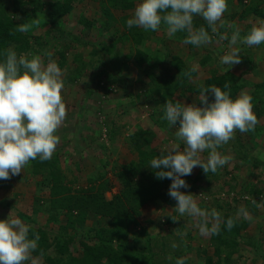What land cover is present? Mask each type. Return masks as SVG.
<instances>
[{
  "label": "rangeland",
  "instance_id": "374dc122",
  "mask_svg": "<svg viewBox=\"0 0 264 264\" xmlns=\"http://www.w3.org/2000/svg\"><path fill=\"white\" fill-rule=\"evenodd\" d=\"M42 1L44 11L50 13L48 3L54 0ZM250 1L228 0V8L222 16L226 26L211 34L209 44L197 47L183 42L187 33L183 36L178 32L169 37L164 25L157 31H144L137 27L142 32V41L139 42L136 34L131 35L132 28L124 25V21L132 17L138 0H133L135 7L128 14L113 12V21L107 20L102 3L75 0L73 10L59 19L56 25L62 31L79 36L87 46L63 38L43 13L35 11L34 0H23L24 4L19 10L13 7V0H4L7 13L14 20L30 26L27 32L22 33L28 38L30 48L18 51L13 44L10 49L17 54L41 55L45 63L48 61L45 53H51V58L58 66L62 60L61 53L65 54V66L59 67L65 81L62 98L66 104V118L57 129L60 142L50 161L60 167L67 182L73 183L74 191L86 189L91 183L98 186L99 182H91V178L103 172L108 179L104 193L107 199H112L121 187L116 177L118 167L138 158L133 139L140 132L150 134L151 139L144 147L146 151L159 154L161 150L167 151L174 147L183 149V142L175 136L178 125L171 126L163 118L166 102L152 93L156 85L149 76L142 74L145 68L148 70L153 64L158 65L148 71L154 73L162 84L178 76L175 65L179 64L178 59L189 71L187 83L196 88L203 87L205 81L213 75L240 78L239 84L245 88L238 95H251L253 105L260 106L264 111V99L256 92L257 85L264 81V44L251 47L238 45L242 49L241 53L250 50L258 64L252 73L248 72L247 59H241L231 69L219 63V58L229 50L228 39L220 38L226 33L230 39L233 29L227 25L238 28L243 36L254 24L264 21L254 15L239 18L242 10L240 3ZM119 31L121 38L118 39ZM101 54L107 62L105 67L99 60ZM194 65L197 66L195 72L192 71ZM77 71L80 72L75 75ZM111 73L118 77L124 76L128 81L118 80ZM200 98L201 95L196 92L178 90L173 100L182 105L195 102L203 106L199 103ZM259 125L261 131L254 139L245 132L238 136L251 155L264 161V114ZM236 131L234 137L223 145L224 149H219L232 156L230 163L208 175L201 167H195L191 175L183 177L190 187L181 189L192 193L201 209L218 211L222 220L231 210L235 213L240 208L247 210V218L240 217L247 226L237 238L238 245L231 258L226 259V249H222L220 256L215 253L216 243L212 235L199 234L195 225L202 222V217H180L172 210L176 201L168 202L171 199L169 195L167 200L153 201L143 207L138 225L132 229V242L136 240L134 243L138 247H146L150 238H160L167 245L165 250L170 254L175 250L179 253L177 258H184L185 264H206L209 257H212V264H264V167L245 165L237 158L236 150H244L235 140ZM207 155L206 150L201 154L202 159L206 160ZM47 173L44 167H37L29 161L19 175L0 180V219H6L11 213L30 227H41L49 233L54 245V239L60 237V229L57 225L48 224ZM170 184H167L165 192L169 190ZM104 221L103 227L108 228L110 220ZM100 226L101 222L91 218L84 229ZM80 230L75 229L73 233L78 232L76 235L66 230L73 235L69 250L74 256L82 255L80 241L93 242L89 235L87 239L79 236ZM54 249L52 246L48 255L60 258ZM67 258L68 255L62 257L63 260ZM46 260V257L32 252L31 259L25 264H48Z\"/></svg>",
  "mask_w": 264,
  "mask_h": 264
},
{
  "label": "clouds",
  "instance_id": "9594fccd",
  "mask_svg": "<svg viewBox=\"0 0 264 264\" xmlns=\"http://www.w3.org/2000/svg\"><path fill=\"white\" fill-rule=\"evenodd\" d=\"M227 8L228 0H138L126 24L130 29L139 27L144 31H157L164 25L169 37L186 32L183 42L200 47L211 42L209 29L217 33L218 28L226 26L222 16ZM195 17L206 21L208 28L194 29ZM227 26L233 29L230 39L226 33L220 38L228 39L229 50L219 58V63L231 69L241 62L242 49L238 45L264 44V21L254 24L243 36L235 26ZM29 27L22 23L17 31L25 33ZM45 55L47 63L41 55L17 54L8 49L0 60V180L19 175L31 160H50L60 142L56 133L66 118L62 98L65 81L51 53ZM192 71H197V66L194 65ZM230 84L231 81H227L222 87L206 89L200 98L204 106L167 101L163 118L171 126L178 125L175 136L184 147L161 150L149 162L157 179L171 180L168 195L176 201L172 210L180 217L203 218L195 225L201 236L218 234L221 223H226L230 230L233 220L223 221L215 209H201L192 193L181 191L190 187L183 177L191 175L197 166L207 175L218 172L232 160L231 155L219 149L234 137L236 130L248 132L258 123L253 97L242 93L233 98ZM206 93L214 96L212 102ZM206 150L208 155L204 160L201 154ZM236 215L247 218L248 212L240 208ZM38 240V235L30 237V226L11 213L6 219H0V264H25L37 249ZM176 264H185V259L177 258Z\"/></svg>",
  "mask_w": 264,
  "mask_h": 264
},
{
  "label": "trees",
  "instance_id": "16d2710c",
  "mask_svg": "<svg viewBox=\"0 0 264 264\" xmlns=\"http://www.w3.org/2000/svg\"><path fill=\"white\" fill-rule=\"evenodd\" d=\"M13 1L15 10H19L20 6L24 4L23 0ZM74 1L75 0H67L65 2L61 0L50 1L48 3L50 13H46L43 9L44 2L42 0H34V9L37 12L43 13L49 24L54 27L55 30H59L63 38L76 44L87 46L88 44L79 36L68 31H62L61 28L56 25L59 19L73 10ZM94 1L102 3L104 15L107 17L108 21L114 20L115 15L113 12L127 13L135 7L133 0ZM240 5L242 6V10L239 18L244 19L254 15L264 20V0H252L248 3L241 2ZM18 25H20V23L15 21L7 13L4 0H0V60L4 59L7 50L10 49L13 44L17 46L18 51H24L30 48L28 38L17 31ZM124 25H127L126 21H124ZM193 26L196 28H208L207 22L200 17L194 18ZM219 32L222 33V31ZM181 33L183 36H186V32ZM118 34L119 39L121 38L120 31ZM134 34L138 36L139 42L142 41V32L138 30L137 27L131 29V35L133 36ZM209 34H212L210 29ZM113 54H115V52ZM240 56L241 59H247L249 64L248 72L252 73L256 71L258 64L253 58L250 50H244V52L240 53ZM61 58L62 60L59 66L63 68L66 61L64 53H61ZM99 60L105 67L107 62L103 54L100 55ZM141 61L142 59L140 62ZM178 62L179 64H175L178 76L171 78L163 84L158 82L154 73H149L150 69L155 68L158 64L151 65L148 69L149 71L147 68L142 71V74L149 76L151 82L153 81L156 85L152 93L160 96L165 102L171 101L176 103L173 99L178 90H182V92H196L198 95H201L209 87H222L227 81H231L230 94L233 98L237 97L239 92L245 88L244 85L239 84L240 78L230 77L229 75H213L205 81L203 87L196 88L187 83V79L190 76L189 71L183 63H180L179 59ZM79 72L80 71H77L75 75H78ZM111 75H113V77H118L113 73H111ZM118 80L128 81L124 76L118 77ZM256 92L264 99V81L257 85ZM206 95H208L209 102L214 100V96H212L211 93H206ZM253 111L257 116L258 123L254 129L245 132L249 134L252 139L259 136L261 131L259 122L264 114V111H262V108L258 105H253ZM240 133L239 130L236 131L235 140L244 152L236 150L237 158L245 165L253 164L256 167H264L263 160L250 154L249 149L243 144L241 137L238 136ZM150 139V134L143 132L134 136L133 143L138 158L137 160H133L128 164H122L118 167L116 177L121 187L119 192L115 194L112 199H107L104 193L108 179L103 172L91 178V182H99L98 186L91 183L92 185L86 189L74 191L72 188L73 183L67 182L64 179L60 167L55 165L54 162L50 160L41 162L39 158L31 160L33 165L35 164V166L41 168L44 167L48 172L49 198L46 203L48 224L59 226L60 237H63L61 239L57 236L54 239L55 244L52 245L49 233H47L45 229L41 227H30V237L33 235L39 236L38 247L34 253L46 257L48 264H174L179 253L175 252V250L172 251L171 254L174 256L172 255L171 257L173 258H171L170 252L166 251L164 248L167 246L164 240L162 241L160 238H150V244L148 243L146 247H138L136 243H134L136 240L132 242L130 238L132 229L135 225H138V218L141 216L143 207L153 201L167 200L168 197V191L165 192L164 190L171 180L157 179L155 171L149 168L150 160L159 155L156 152L144 150V147L149 143ZM255 146H257V143ZM174 201L175 200L171 198L168 202L172 203ZM247 204L249 205L250 203ZM91 218L96 219L97 222H101L102 226L84 229L87 221ZM228 219L233 220L232 229L229 230L226 227V223H223L219 233L212 235V239L216 243L214 248L215 253L220 256L222 249H226V259H230L235 252L238 245L237 238H239L241 231L247 226L245 221L243 222V220L237 218L235 211L231 210V212L224 215L223 220L227 221ZM104 220H110L111 224L108 228L103 227L102 222ZM77 228H81L79 236L86 238L87 235H89V239L93 241L92 243L80 241L83 249L81 256H74L70 253L69 244L73 240V235H70V233L66 231L69 230L73 233ZM76 233L73 234L76 235ZM52 246H54V250L59 254L60 258H52L48 255V251L51 250ZM65 255H68V258L63 260L62 257ZM211 258L212 257L208 258L206 264H212Z\"/></svg>",
  "mask_w": 264,
  "mask_h": 264
}]
</instances>
